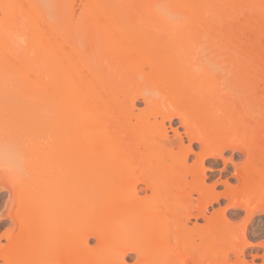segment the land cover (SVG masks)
<instances>
[{
    "label": "bare ground",
    "instance_id": "1",
    "mask_svg": "<svg viewBox=\"0 0 264 264\" xmlns=\"http://www.w3.org/2000/svg\"><path fill=\"white\" fill-rule=\"evenodd\" d=\"M76 1L0 0V96L45 106L31 120L50 129L35 159L29 144L33 183H9L16 213L41 217L0 258L248 264L246 248H264L249 240L264 215V0ZM226 149L244 155L236 186L206 173L218 158L227 170ZM221 198L238 221L209 213Z\"/></svg>",
    "mask_w": 264,
    "mask_h": 264
},
{
    "label": "rangeland",
    "instance_id": "2",
    "mask_svg": "<svg viewBox=\"0 0 264 264\" xmlns=\"http://www.w3.org/2000/svg\"><path fill=\"white\" fill-rule=\"evenodd\" d=\"M75 5L78 4V1L75 0ZM1 90V89H0ZM2 91L6 92V93H10L11 95L7 94L8 99H6L3 95V97L5 98V100L2 102L3 97L0 100V249L3 251H7L8 247H10L9 243L11 239H15L17 240L22 237V230L20 227V222H27V221H31L32 225L34 226L36 225V222H34V220L36 218L41 217L39 212L36 211H32V210H28L26 212L23 213H16V210L19 208V202H15L13 199V195H14V190L11 191V189L9 188V183L11 184L12 182H16L17 184V190H20L21 188H24L25 186H29L33 183V180L31 176H33L34 171H35V164L33 160L36 157V155L38 156V151L43 148L44 146L47 145V141L50 139V137L48 136L50 134L49 130H44L46 133L47 139H46V144H42L41 142L43 140H45V134L44 132H42V127L40 128L39 125H43L42 123H48V121H37L40 122L39 125H36V123H34L31 120V115L32 113H41L39 112V108H41L42 105H40V107H36L38 104L35 103L36 105H34L33 101L31 103V100H29L28 98H25V96H22V98H24L22 100V98L19 99V101H17L16 99V95L14 96L12 90H3ZM3 92V93H4ZM18 95V94H17ZM10 96V97H9ZM12 97H14V100H11ZM20 97V94H19ZM26 99L28 100L27 102ZM8 100V102H6ZM11 100V101H10ZM14 101V103H13ZM30 101V102H29ZM26 103V104H25ZM136 106L138 108H142L143 104L141 101H138ZM48 107V106H47ZM37 108L39 109L37 111ZM50 108V107H48ZM47 108V110H48ZM43 110H40L45 112L46 109L45 106H42ZM33 110V111H32ZM35 110V112H34ZM47 112V111H46ZM35 121V120H34ZM36 122V121H35ZM177 126V122L176 120H174L172 127H176ZM43 127L46 129H48L49 125L46 126L43 125ZM38 128H40L38 130ZM38 131V132H37ZM40 132V133H39ZM38 133V134H37ZM43 133V134H42ZM42 134L43 137H45L44 139H42V136L40 135ZM39 135L41 137L42 140H39ZM171 135V134H169ZM171 137V136H169ZM39 138V139H37ZM38 142V146H40L38 149V151L36 150H31V148H35L37 143L35 142V144H33V142L35 141ZM33 141V142H31ZM34 146H30V150L32 151L33 155L35 154V157L30 154V150H29V144L31 143ZM44 142V141H43ZM40 144V145H39ZM37 146V147H38ZM37 149V148H36ZM193 149H197V145H193ZM36 151V153H35ZM31 156H33V160L31 159ZM243 154L240 152H234L231 151L230 149H226L223 152V157L226 159V171L223 174L219 173V169L223 167V162L221 159H213V160H208L206 162V167L211 168L210 170H207L206 173L207 175H211L213 178L211 179L213 180H219V182L224 181L225 179H228L229 185L231 186H236L237 185V180L236 178L233 176V171L235 170L234 166L235 164H240L241 161L244 159L243 158ZM215 160V161H214ZM214 161V162H213ZM232 175V176H231ZM64 176V175H62ZM78 176V174L76 175V177ZM221 176V177H220ZM63 178V177H62ZM28 179L30 180L29 183H26L28 181ZM27 180V181H26ZM63 180V179H62ZM188 180H190V178H188ZM12 181V182H11ZM15 184V185H16ZM224 186L223 184H220L217 187V190L219 192H222L224 190ZM188 190V189H186ZM16 192V191H15ZM226 209V214L227 215H238L239 217H237V220L235 218V221H238L240 219V217H242V213L240 209H228L227 208V200L225 198H221L217 203L213 204L212 207L209 208V213H211L214 209ZM70 209V208H69ZM73 207L69 210L71 212L67 211L64 213L63 216H61V220H63V222L65 224L69 225L71 227L69 228H65V229H61L62 232L66 235V234H72L73 231L77 230V225L80 223L79 222V217L76 216L77 214L73 213ZM241 213H240V212ZM68 214L69 217L68 219L65 217V214ZM73 213V214H72ZM208 213V214H209ZM63 213H61L62 215ZM71 214L73 216H71ZM241 216H240V215ZM17 217V222H15L11 217ZM71 216V217H70ZM257 217V218H256ZM254 221L252 222L251 226L249 227V240L252 241V243L254 242L255 244H257L259 241L261 240V236L262 234L264 235V215H259L256 216ZM261 218V219H260ZM263 218V219H262ZM34 219V220H33ZM16 220V219H15ZM256 220V221H255ZM260 221V222H259ZM197 222L198 224H203V219L199 218L198 220H190L189 222V226L192 227L193 223ZM76 225V226H75ZM74 227V228H73ZM76 228V229H75ZM257 229V230H256ZM61 232V234H62ZM62 234V235H64ZM70 234V235H71ZM260 235V236H259ZM264 239V237H263ZM15 240V241H16ZM39 240V239H38ZM197 241V239H196ZM257 241V242H256ZM42 242V241H41ZM48 241L45 240V243H47ZM12 243V242H11ZM10 243V244H11ZM16 244V242H14ZM38 243V242H37ZM43 243V242H42ZM42 243H39L40 245H42ZM95 240L94 238H90L89 239V245H94ZM17 244H19L18 240H17ZM39 244H36L37 248L40 249L41 246H39ZM226 248V245H223ZM37 248H35L36 250H38ZM247 250L245 251V255H246V260L248 261V264L254 263V264H261L262 263V255L264 252V248L262 246L259 245H255L252 247H248L246 248ZM135 254H130L129 258L127 261L129 264H132L135 258ZM231 260L230 262L233 261L232 259V254H230ZM17 257H10L9 259H16ZM19 261V259H17ZM0 264H5V261L3 260V258H0ZM39 264V263H38ZM41 264V263H40Z\"/></svg>",
    "mask_w": 264,
    "mask_h": 264
}]
</instances>
